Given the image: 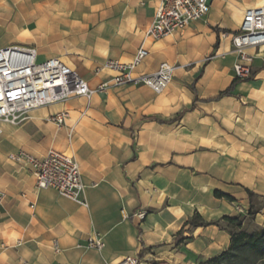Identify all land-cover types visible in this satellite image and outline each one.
Wrapping results in <instances>:
<instances>
[{"label":"crops","instance_id":"crops-1","mask_svg":"<svg viewBox=\"0 0 264 264\" xmlns=\"http://www.w3.org/2000/svg\"><path fill=\"white\" fill-rule=\"evenodd\" d=\"M209 2L204 18L151 39L144 33L159 0H0V48H34L37 62L58 57L92 88L114 73L96 68L128 62L141 46L148 55L134 74L174 66L161 93L116 86L35 108L15 125L0 121V264H117L127 256L204 264L230 236L218 225H190L196 213L211 222L253 206L246 222L264 226V44L248 50L251 77L237 81L230 37L264 0ZM60 111L68 117L58 127L48 117ZM49 148L78 162L87 207L36 189L33 174L7 158ZM94 233L101 250L86 246Z\"/></svg>","mask_w":264,"mask_h":264},{"label":"built area","instance_id":"built-area-1","mask_svg":"<svg viewBox=\"0 0 264 264\" xmlns=\"http://www.w3.org/2000/svg\"><path fill=\"white\" fill-rule=\"evenodd\" d=\"M209 9V0H159L154 18L144 36L159 39L171 35L189 23L204 18ZM230 37L233 50L237 54L233 64L234 77L237 81L247 80L252 74L251 63L254 58V54L248 50L264 44V4L247 8L240 29L231 33ZM147 55L148 51L141 46L128 62L105 61L95 72L107 69L114 73L92 88L77 71L58 57L37 62L34 48L20 45L0 48V121L15 125L27 118L28 113L35 108L75 96L89 100L95 93L116 86L145 85L153 92L161 93L172 80L174 66L162 62L151 73L134 74L135 68ZM67 117L66 111H60L49 116L48 120L60 127L65 124ZM7 158L33 174L36 189H55L59 195L87 207L84 197L85 185L79 164L73 156L49 148L42 157L18 150L9 153ZM3 197L4 193L0 192V200ZM237 210L244 211L240 207H237ZM145 214L144 210L135 213L140 219L144 218ZM86 246L101 250L104 247L102 235L92 234L87 239ZM52 247L55 252L61 250L56 240L53 241ZM117 264L141 262L135 256H127Z\"/></svg>","mask_w":264,"mask_h":264},{"label":"trees","instance_id":"trees-1","mask_svg":"<svg viewBox=\"0 0 264 264\" xmlns=\"http://www.w3.org/2000/svg\"><path fill=\"white\" fill-rule=\"evenodd\" d=\"M231 88L232 86H229L218 97L230 94ZM247 193L250 198L255 196L249 190H247ZM215 195L229 198L228 195L220 191H215ZM256 212L257 208L251 206L246 216L223 217L221 220L211 222L204 221L196 213L188 221L190 225H218L224 228L230 236L227 249L209 258L204 264H264V226H252L249 222H246V219L250 220ZM221 222L225 224L222 225Z\"/></svg>","mask_w":264,"mask_h":264},{"label":"water","instance_id":"water-1","mask_svg":"<svg viewBox=\"0 0 264 264\" xmlns=\"http://www.w3.org/2000/svg\"><path fill=\"white\" fill-rule=\"evenodd\" d=\"M150 264H161L160 261H151Z\"/></svg>","mask_w":264,"mask_h":264}]
</instances>
